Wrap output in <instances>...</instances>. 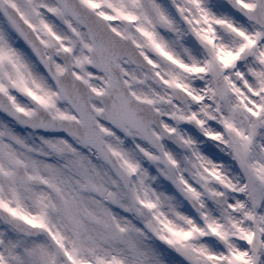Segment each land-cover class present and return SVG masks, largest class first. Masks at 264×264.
I'll return each mask as SVG.
<instances>
[{"label": "snow or ice", "instance_id": "obj_1", "mask_svg": "<svg viewBox=\"0 0 264 264\" xmlns=\"http://www.w3.org/2000/svg\"><path fill=\"white\" fill-rule=\"evenodd\" d=\"M0 264H264V0H0Z\"/></svg>", "mask_w": 264, "mask_h": 264}]
</instances>
